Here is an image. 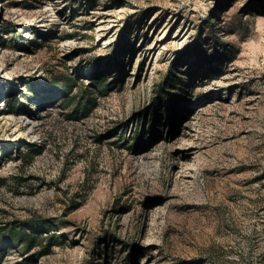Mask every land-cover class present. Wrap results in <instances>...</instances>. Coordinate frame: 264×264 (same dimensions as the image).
Segmentation results:
<instances>
[{
  "label": "rangeland",
  "instance_id": "rangeland-1",
  "mask_svg": "<svg viewBox=\"0 0 264 264\" xmlns=\"http://www.w3.org/2000/svg\"><path fill=\"white\" fill-rule=\"evenodd\" d=\"M27 220L0 264H264V0H0V227Z\"/></svg>",
  "mask_w": 264,
  "mask_h": 264
},
{
  "label": "trees",
  "instance_id": "trees-1",
  "mask_svg": "<svg viewBox=\"0 0 264 264\" xmlns=\"http://www.w3.org/2000/svg\"><path fill=\"white\" fill-rule=\"evenodd\" d=\"M52 85L56 86L58 85L56 90L57 94L61 96V103L65 107H71L74 105V110L72 111V116L70 118H78V116H86L88 112L90 111V107L95 104V101L91 99L88 95L91 94V92H85V97L81 101L75 102L73 99L69 97V93L73 87V84L75 83L74 80H71L67 77H63L62 75L59 77H56L52 79ZM98 86H101L102 83L98 82ZM56 88V89H57ZM100 92L103 94L105 93L106 89L102 88L99 89ZM155 100V97H154ZM36 152V151H33ZM13 225V226H12ZM18 230L15 229L14 224H10V227H0V244L6 243L9 246H19L23 251V253H27L32 246H34L38 240V236L42 232H46L49 228V224L47 221H41V220H27L23 223L18 224ZM29 232H27L26 230ZM51 243V241H50ZM50 243L47 244V246L44 247V250L42 253L48 250Z\"/></svg>",
  "mask_w": 264,
  "mask_h": 264
},
{
  "label": "bare ground",
  "instance_id": "bare-ground-1",
  "mask_svg": "<svg viewBox=\"0 0 264 264\" xmlns=\"http://www.w3.org/2000/svg\"><path fill=\"white\" fill-rule=\"evenodd\" d=\"M18 128V127H17Z\"/></svg>",
  "mask_w": 264,
  "mask_h": 264
}]
</instances>
